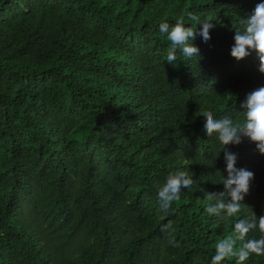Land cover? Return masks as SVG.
<instances>
[{"label": "trees", "instance_id": "obj_1", "mask_svg": "<svg viewBox=\"0 0 264 264\" xmlns=\"http://www.w3.org/2000/svg\"><path fill=\"white\" fill-rule=\"evenodd\" d=\"M259 3L0 0V264H211L238 220L264 215V156L247 139L223 149L200 115L242 121L264 87L254 51L231 56ZM189 13L215 24L211 39L169 65L159 25L183 16L199 32ZM225 151L254 173L229 218L205 211L224 190ZM177 171L194 184L166 215L156 195Z\"/></svg>", "mask_w": 264, "mask_h": 264}, {"label": "clouds", "instance_id": "obj_2", "mask_svg": "<svg viewBox=\"0 0 264 264\" xmlns=\"http://www.w3.org/2000/svg\"><path fill=\"white\" fill-rule=\"evenodd\" d=\"M188 19L202 28L185 26V19L181 16L174 25L163 22L159 25L161 34H166L171 46L167 51L166 63L173 65L177 61L179 50L184 57L191 59L199 56L200 49L194 46L197 35L207 43L211 39L210 30L215 24L208 20L201 21L196 14L189 13ZM243 31L235 30L234 45L231 56L242 61L254 51L259 59V72L264 74V3L256 5L254 12L240 20ZM251 50V51H250ZM244 111L243 120H234L230 116L216 118L212 111H203L200 115L205 118L204 130L210 138L217 139L225 149L228 145L243 143L245 139L255 144L260 155L264 156V87H260L247 95L241 105ZM236 154L225 151L227 178L222 175L221 183L224 190L217 193H208L206 200L210 201L205 211L212 216L225 218L237 216L242 207L245 196L249 193L254 173L236 167ZM194 184L193 176L188 171H177L169 174L166 182L157 191L156 199L159 208L166 215L175 214L173 205L181 200L183 189H191ZM172 224L162 226V232H169ZM258 231L259 238H248V234ZM237 241L243 242L239 248ZM215 255L211 264H223L226 260L235 259L236 264H245L251 256L264 257V215L257 217L252 213L250 218L240 219L235 223L234 235L218 241L215 245Z\"/></svg>", "mask_w": 264, "mask_h": 264}]
</instances>
